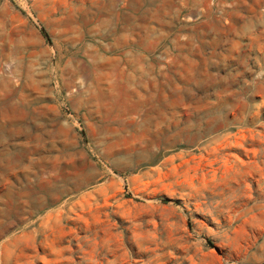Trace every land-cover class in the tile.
Instances as JSON below:
<instances>
[{
	"label": "rangeland",
	"instance_id": "rangeland-1",
	"mask_svg": "<svg viewBox=\"0 0 264 264\" xmlns=\"http://www.w3.org/2000/svg\"><path fill=\"white\" fill-rule=\"evenodd\" d=\"M0 264H264V0H0Z\"/></svg>",
	"mask_w": 264,
	"mask_h": 264
}]
</instances>
